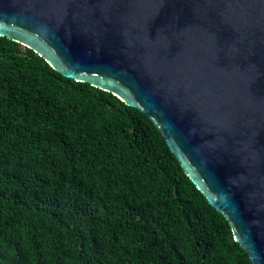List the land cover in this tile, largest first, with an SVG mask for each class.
Instances as JSON below:
<instances>
[{"label": "trees", "instance_id": "obj_1", "mask_svg": "<svg viewBox=\"0 0 264 264\" xmlns=\"http://www.w3.org/2000/svg\"><path fill=\"white\" fill-rule=\"evenodd\" d=\"M0 264H253L152 121L0 36Z\"/></svg>", "mask_w": 264, "mask_h": 264}, {"label": "water", "instance_id": "obj_2", "mask_svg": "<svg viewBox=\"0 0 264 264\" xmlns=\"http://www.w3.org/2000/svg\"><path fill=\"white\" fill-rule=\"evenodd\" d=\"M0 36L141 110L264 264V0H0Z\"/></svg>", "mask_w": 264, "mask_h": 264}]
</instances>
